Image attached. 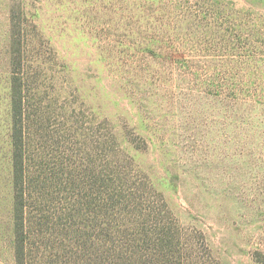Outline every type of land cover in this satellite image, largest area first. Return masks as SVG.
Listing matches in <instances>:
<instances>
[{
    "label": "rangeland",
    "instance_id": "rangeland-1",
    "mask_svg": "<svg viewBox=\"0 0 264 264\" xmlns=\"http://www.w3.org/2000/svg\"><path fill=\"white\" fill-rule=\"evenodd\" d=\"M13 55L49 134L105 120L151 184L142 211L110 218L115 263L264 264V0H0V264H15ZM96 222L85 211L82 230ZM157 222L174 244L134 241Z\"/></svg>",
    "mask_w": 264,
    "mask_h": 264
},
{
    "label": "trees",
    "instance_id": "trees-1",
    "mask_svg": "<svg viewBox=\"0 0 264 264\" xmlns=\"http://www.w3.org/2000/svg\"><path fill=\"white\" fill-rule=\"evenodd\" d=\"M22 68L20 55H13L10 165L15 264H118L115 259L121 251L110 243L116 248L114 242L126 231L110 218L115 213L142 211L141 204L152 197L146 192L151 184L131 167L132 159L120 149L113 127L105 120L89 133L68 118L63 140L58 142L56 135L49 134L50 112L32 110L31 98L24 93ZM85 211L93 215L96 227L101 216L105 228L100 234L82 230ZM140 230L133 228L135 242L153 243L154 249L174 244L171 233H164L167 227L158 222L156 233L138 237ZM143 261L138 257L133 264Z\"/></svg>",
    "mask_w": 264,
    "mask_h": 264
}]
</instances>
